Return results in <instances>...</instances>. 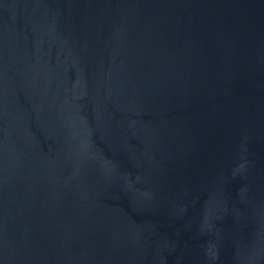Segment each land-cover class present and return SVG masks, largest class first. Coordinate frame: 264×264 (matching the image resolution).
<instances>
[{
  "label": "water",
  "instance_id": "obj_1",
  "mask_svg": "<svg viewBox=\"0 0 264 264\" xmlns=\"http://www.w3.org/2000/svg\"><path fill=\"white\" fill-rule=\"evenodd\" d=\"M0 264H264V0H0Z\"/></svg>",
  "mask_w": 264,
  "mask_h": 264
}]
</instances>
